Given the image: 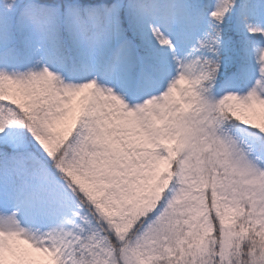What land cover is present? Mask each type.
I'll use <instances>...</instances> for the list:
<instances>
[{
    "label": "snow or ice",
    "instance_id": "6c2138e0",
    "mask_svg": "<svg viewBox=\"0 0 264 264\" xmlns=\"http://www.w3.org/2000/svg\"><path fill=\"white\" fill-rule=\"evenodd\" d=\"M0 264H264V0H0Z\"/></svg>",
    "mask_w": 264,
    "mask_h": 264
}]
</instances>
